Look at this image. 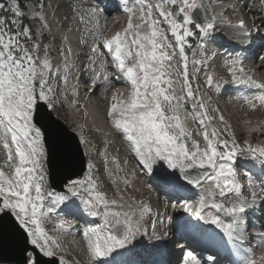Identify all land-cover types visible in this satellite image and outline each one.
Wrapping results in <instances>:
<instances>
[{
  "label": "snow or ice",
  "instance_id": "1",
  "mask_svg": "<svg viewBox=\"0 0 264 264\" xmlns=\"http://www.w3.org/2000/svg\"><path fill=\"white\" fill-rule=\"evenodd\" d=\"M213 3L215 14L199 23L194 10L211 9L198 0H135V7L125 4L122 9L130 14L127 26L103 40L106 29L99 22L107 19V10L89 6L86 14L96 31L87 63L73 74L71 48L59 50L61 68L53 64L43 41L51 32L45 5L40 0H0V256L11 253L9 264H70L62 237L80 231L82 223L95 224L83 232L89 264H114L116 257L144 245V237L157 243L166 238V232L157 233L156 221L149 234L144 221L151 208L127 194L132 181L120 173L128 161L103 162L115 188L109 196L90 141L79 126L70 131L61 119V98L68 99L69 88L71 106L78 109L81 86L102 91L107 99L114 79L130 86V95L127 101L112 95L106 116L143 174L183 200L180 210L214 226L237 255L252 239L264 247V226L249 230L255 227L253 217L264 220V182L257 185L245 173L247 183H242L236 167L239 156L264 167V146L242 145L201 91L220 94L229 84L256 89L255 95L243 97L256 110L264 108V82L246 71L239 52L223 58L226 75L206 72L217 59L210 46L217 43L218 25L228 21L232 26L229 14L242 8L241 0ZM132 17L138 22L133 24ZM237 21L234 47L248 51L253 34L242 17ZM255 31L264 38L261 28ZM258 59L264 61V56ZM189 119L201 140L194 139ZM57 180L61 191L54 188ZM180 264H216V259L209 255L202 261L189 251ZM243 264L256 262L245 259Z\"/></svg>",
  "mask_w": 264,
  "mask_h": 264
},
{
  "label": "rangeland",
  "instance_id": "2",
  "mask_svg": "<svg viewBox=\"0 0 264 264\" xmlns=\"http://www.w3.org/2000/svg\"><path fill=\"white\" fill-rule=\"evenodd\" d=\"M119 1H121V0H119ZM246 1H247V7L245 9L246 16L253 18L255 20L256 27L261 28V32L263 33L264 32V3H262V0H246ZM125 3H127V4L129 3L128 7H135V0H127V1H125ZM97 4H99L100 7L105 8L104 7L105 4H102L100 1H96V0H68L66 5L63 3V5H65V8L63 9V11L65 12L64 13L65 17H67V14L72 15V17L69 20L70 21L69 25L71 26L70 28H74V25L82 26L84 29H86V36H87L88 40H91V33H92V37H93V35L96 31V28H95V21L89 20L87 14H86V10L89 8V6L95 7V6H97ZM114 4H111L105 8L107 10L105 13V16L107 17V19L106 20L101 19L99 22L100 28L106 29L105 31L102 32V34L100 36L101 40H103L111 30L117 29V31H119L120 27H121V29H124L127 26V23H126L127 21L126 22L120 21V23H118L119 19H121V17H124V14H123L124 11L122 10L123 7H122V9H117V7L114 6ZM49 9H50V6L45 7V12L48 13ZM82 13L84 14V21L83 22H81V14ZM132 18H133V20H136L135 17H132ZM235 19H236L235 14H229L230 22L235 20ZM65 20H66V18H65ZM113 20L115 22H112ZM236 24L237 23L234 22V25H236ZM162 26L164 28H167V25H162ZM260 36L261 35H259V37ZM255 39H258V34H256ZM43 41L45 44H47L51 48H53L55 46V43L49 42L48 38L43 40ZM215 53L217 54L216 61H220V59H221V56L219 55L220 53L219 52H215ZM261 55L264 56V52ZM222 66H223V64H222ZM256 67H258V69H257L258 72L261 75H264V61H260L259 59H257V66ZM206 72L208 74L215 75L217 78L220 76V72L218 71V68L215 65V62L211 63L206 68ZM204 79H205L204 72H201L200 73V80H199V83L201 85H203ZM71 83H74V81L70 80V85H71ZM115 84L113 86V90L111 89L108 92V94H107L108 98L110 97V92L118 91L117 88H120V89L124 88V86H122V85H120V86L116 85L115 86ZM176 87H177V92L179 94L180 93V84H177ZM84 89H86V88L84 87ZM90 90L91 89H88V91H90ZM201 91L205 93L206 97L207 96L211 97L213 107L219 108L218 105L220 104V101L218 100L217 96H215L216 93L214 91H209L207 88H203V87L201 88ZM90 93H92V91H90ZM93 95H95L102 104H105V102L108 99V98L105 99L104 93L102 91H99V90L96 91L95 93H93ZM115 95H117L118 99H124L125 101L127 100L125 98L124 94H120V92H115ZM240 97L243 98L245 96L241 95ZM228 99L229 98H226V100L223 103L224 105H226V113H225V111H222L220 108L219 109H220V112L222 114L223 113L226 114L224 116L225 122L229 125L230 130L235 133L237 140L243 145L244 141H248L247 136L250 135L251 136L250 139H252V141L250 143L254 147L255 146H264V125H260V126L256 125L254 128L250 129V132H251L250 134L248 133L249 131L242 129L243 127L241 128V126H240V123H241L240 121H243V120L246 121V120H252V119H261L260 117L264 118V108H262L263 109L262 111H258L261 108L259 106H257V109L253 110L248 104H246L244 102V100H240V102H237V101L231 102ZM262 121H264V119ZM110 125H111V123H110ZM111 132L113 133V139L112 140H113L114 145L112 146L113 148L111 149V151L109 150L110 153L108 156V160H111L112 158L115 157V154H114L115 152L121 153V157H122L121 159H123V158H125V156H127V159H125V160H127L128 163L124 166V171L122 173H120V175L121 176L126 175L127 178L132 181L131 176L133 174V169L135 170L137 168V167L135 168L136 164L133 161L132 157H130V155H129V152H128L127 147H126V142L125 143L122 142L123 141L122 140L123 135L121 136L120 133H117L113 129L112 126H111ZM196 136H197L196 137L197 141L201 140V137L199 135H196ZM242 157L243 156H239L237 158V165H236L237 171L240 170L239 161ZM3 160H4V158L3 159L0 158L1 163H3ZM97 169H98V175H99L100 182L103 185V190L106 191L109 196H112L115 192V188L113 187L112 184H110L111 177L109 175L105 174V172H104V164L102 167H99ZM136 171L139 173V175L142 174V172L139 169ZM139 178H140L139 185H140L141 190H138V192H140V193L137 192V193L133 194L134 196H136L135 198H137L138 201H143L144 196L146 194L151 193V192H154V195L156 197L161 198V199H162V197H164V194L162 192L154 190V188L150 186V183L146 182V179H148L147 175H146V177H143V174H142L139 176ZM133 179H134V176H133ZM254 181L257 183V185H259L256 180H254ZM133 186H134V184L132 182L131 187H129L127 189L128 193L132 194V191L133 190L135 191V188ZM194 199H195V197H194ZM189 202H191V201H189ZM163 203H165L164 200H163ZM165 204L163 205V207H161L160 202H159V206L157 205L155 210H152V214L155 213V215L153 216L154 219L152 220V222L156 221V229H157L158 234L163 235L166 232L168 234L167 239H170V238H173V236L169 233L171 230H174V225H173L172 219L174 220V218H178V220H179V218L182 217L185 214V212H183L182 210H177V209L174 210L175 207H173V210L175 211L176 214H172L171 216H169L168 212H166V210L168 209L169 206H167ZM193 219H194V217L192 216V220ZM160 221H163L162 225H161ZM150 222L151 221H149V222L144 221L145 227L147 228L148 232L151 231V229H152V227H150V225H151ZM48 227H51V225H48ZM261 229H262V227H261ZM80 231H81V233L79 234V237L77 238L80 249L75 248V250L77 252H81L82 257L85 256L84 251H86L87 258H88L87 263L89 264V256H88V251H87V241L85 240V238L83 236L84 229L80 228ZM151 233H152V231L149 232L150 235H151ZM75 234H76V232H75ZM146 238L148 239V237H146ZM61 242H62V246L64 247V249L66 251V258L70 261V264H80L78 262L76 256L73 254V252L72 253L70 252L69 247L66 244V236L62 237ZM150 242H151L150 243L151 246L148 248V253L152 254L154 252V249H155V246L157 245V243L155 241H150ZM161 243H163V242L161 241ZM261 252L262 253H259V251L258 252L256 251L250 259L255 260L256 264H264V259H262V258H264V247L261 248Z\"/></svg>",
  "mask_w": 264,
  "mask_h": 264
},
{
  "label": "bare ground",
  "instance_id": "3",
  "mask_svg": "<svg viewBox=\"0 0 264 264\" xmlns=\"http://www.w3.org/2000/svg\"><path fill=\"white\" fill-rule=\"evenodd\" d=\"M65 1L67 3L68 0H65ZM65 1H64V3H65ZM115 2H116V0H114L113 3L112 2L111 3H108L107 4V7L109 5H111V4H114ZM120 4H123V3L121 2ZM116 5L117 4H114V6H116ZM122 6H124V4ZM242 6H245V5H242ZM64 8H65V5H62V7H60L59 9H57V11L59 13L60 12H64L63 11ZM120 9H122V8L120 7ZM244 12H245V9H244ZM212 13H213V15L215 14V4L214 3H212ZM123 14H124V17H121V19H119V22L118 23H120V21L126 22V21L129 20L130 14L129 13H126V12H124ZM64 16H65V14H64ZM66 18H68V17H66ZM60 21H61V19L58 16L57 19H53L50 23H51L52 26L53 25L58 26V23ZM112 22H115V21L113 20ZM79 27H80V30H78L77 33L72 32V33H70V35L68 37H66L67 40L69 41L68 46H72V50H71L72 51L71 52V63L74 65V68L75 69H78V71L81 69V67H79V63H78V61L75 60V57L77 56V53L79 51H81V50H84V51L83 52H80L81 54H79V55H81V56H85L86 55V57H87L90 54V52H89V46L91 44V40H88V38L86 36V29H84L82 26H79ZM218 28H219V31L218 32L224 33L225 36L228 37L227 38V41L233 42V39L232 38L235 37L238 34V30H236L235 27L229 26V23H227V22H225L223 24H219L218 25ZM61 30H62V28H61ZM115 32H117V29L116 30H111L108 33V35L107 36L105 35V36L106 37H110ZM75 41H76V45L75 46L71 45ZM81 43H82V46H83L82 49H81ZM224 48H223V45H220L219 46L218 44L217 45L214 44V45H212L210 47V51H212V52H219L220 55H221V52L223 51ZM83 53H85V54H83ZM225 57L226 56L224 54H222L221 55V60L217 63V65H220L221 70H222L223 73L226 72L225 68L222 66V64H223V58H225ZM245 58L246 59H249V57H245ZM245 58H244V67H245L246 71L249 72L251 75H253V77L256 80L261 81V82H264V75H261L258 72V70H257L258 69V67H256L257 66V61H255L254 63L247 62L245 60ZM63 65H64V63H63ZM111 70L112 71H115V69H111ZM115 82H116L115 86L116 85H119V86L122 85V86H124V88H122V89L117 88L118 91H115V92H120V94H124V95H128V96L130 95V86H128L127 84H125V82L123 80H116L115 79ZM240 89H242L241 90L242 92L240 91ZM244 89H245V87L243 85H241V87L238 88V89H236V90H234V89H228L223 94L224 97H222L221 99H219L221 101V104L224 103V101L226 100V98H229L228 100H230L231 102H235V101L240 102V96L243 94ZM257 91L254 92V89H248V92L249 93H244L243 95L244 96H252L253 94H256ZM86 92L88 93V89H84V87L81 86V93L86 94ZM115 92H113V91L110 92V97L107 99V101L105 102V104H102L95 95L92 96V93H93L92 92L91 95L89 96V101H88L89 103H88V107H87V109H88V115H89L88 116V119H87L88 120V124H89V128L92 131V135H93L94 139L98 141L100 148H103L104 149L105 155H107L109 153V150H110V144H109V142H110V139H111V136H109V135L112 134V133H110V131H111V128H110V125H109V121L110 120L106 116V110H107L108 106L110 105V103L112 102L111 101V96L114 95ZM262 110L263 109L261 108L258 111H262ZM189 111H190V109H189ZM260 120L261 119H252V120H246V121L243 120L244 122L243 121H240L241 122L240 123V126H241V128L243 127L242 129L249 131L250 128H252V127L254 128L256 125H259V126L260 125H264V121H262V120L260 121ZM189 127L191 129H193V131H194V139L196 140V137H197L196 134H195L196 125L194 123H192L190 119H189ZM124 141L125 140L123 139L122 142H124ZM120 155H121V153H120ZM129 155H130V153H129ZM119 157H121V156H119ZM130 157H132V156L130 155ZM125 159H127V156H125V158H123L121 160V162L123 160H125ZM244 159L247 160V161H252V160H250V159H248L246 157H244ZM135 168H136V166H135ZM133 176H134V179H133L134 186L133 187L135 188V191L133 190L132 191V194H130V193L127 192V194L129 196H132V197H134L133 194L137 193L138 190H139V187H140V185H139V181H140L139 176L140 175L134 169H133ZM147 176H148V179H146V182L147 183H150V184H152V185L155 186V183L158 182V181H156L152 175H147ZM262 182H264V177H263ZM151 194H152L151 198L144 199L143 202L145 204L149 205V207L150 206L152 207L154 204H155V206H157V205L159 206V202H160V206L163 207V205H164L163 200L161 198H159V197L157 198L154 195V193L151 192ZM136 200H137V198H136ZM181 201L184 202L183 200H181ZM173 207H174L173 205H170L168 207V209L166 210V212H168L169 216H171L172 214H176L175 211H174L175 209L180 210L179 208H176V207L173 210ZM191 217H192V215L190 213H185L182 217L179 218V220L181 222H183V223L186 224V223L191 222ZM179 224H181V223H179ZM261 224L264 225V222L262 221ZM81 225L84 226V227L85 226L86 227H94L95 226V224H92V225H84L83 223ZM169 234H171L173 237H175L176 234H177L176 229L174 228V230H171ZM189 235L192 237V240H195V241H198V242H201V240H202V235H201V232H200V227L199 228H196V229L195 228H190L189 229ZM78 237H79V234H78V236H76V239L73 240V238H70V236H68L67 239H66L67 244H68L69 249L71 250V252H73V253L76 252L79 255L78 256V258H79L78 259V262H81V263H84V264H88L87 263L88 258H87L86 251H84L85 252V256L82 257L81 256V252H77L75 250V248H79V243L77 241V238ZM143 240H144V245H138L137 248H136V250L132 253L133 255H135L136 258L137 257H140L141 258V255L138 252V251H140L139 250V246H141V248H142V247H146L148 245V242H147L146 237H144ZM186 244L188 246H191V243L189 241H187ZM261 248L262 247H260L258 249L259 253H262L261 252ZM125 256H126V254L124 256H118V257H116V259H123V260H125ZM154 256H155V254L152 255V259L150 261L149 260H146L148 264L149 263L150 264H153L154 263Z\"/></svg>",
  "mask_w": 264,
  "mask_h": 264
},
{
  "label": "water",
  "instance_id": "4",
  "mask_svg": "<svg viewBox=\"0 0 264 264\" xmlns=\"http://www.w3.org/2000/svg\"><path fill=\"white\" fill-rule=\"evenodd\" d=\"M198 2L203 3V5L205 6V8H209L208 5V1L207 0H198ZM210 15V11H204L203 9H196L193 12V16L195 18L196 22L199 23H203L204 22V18L205 16ZM50 172L52 170V165H50L49 168ZM63 185L59 182V180L56 181L54 188L56 191H61L62 190ZM14 259L13 255L9 252H5L3 254V256H0V264L2 263H7L9 264L10 261H12Z\"/></svg>",
  "mask_w": 264,
  "mask_h": 264
}]
</instances>
